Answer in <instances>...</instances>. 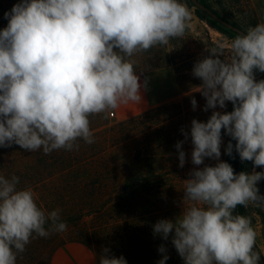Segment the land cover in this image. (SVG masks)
<instances>
[{
	"label": "clouds",
	"instance_id": "1",
	"mask_svg": "<svg viewBox=\"0 0 264 264\" xmlns=\"http://www.w3.org/2000/svg\"><path fill=\"white\" fill-rule=\"evenodd\" d=\"M258 14L264 17V10ZM192 15L182 0H20L4 13L8 24L0 30V147L50 154L78 149V140L94 143L90 116L143 100L147 78L140 82L143 71L136 72L133 57L183 37ZM205 51L192 69L202 81L197 92L206 99L204 111L226 102L233 111L192 120V163L219 160L223 129L253 171L237 174L227 162L193 170L183 181L182 214L159 220L153 231L164 240L174 232L184 264H260L255 214L235 210L264 208L257 187L264 171L255 170L264 167V79L255 78L264 73V19L230 41L212 40ZM191 104L195 110V98ZM232 151L229 142L226 153ZM178 158L183 168V150ZM18 183L16 175H0V264H16L32 239L67 230L60 209H42L33 189ZM103 252L99 264H127Z\"/></svg>",
	"mask_w": 264,
	"mask_h": 264
},
{
	"label": "rangeland",
	"instance_id": "2",
	"mask_svg": "<svg viewBox=\"0 0 264 264\" xmlns=\"http://www.w3.org/2000/svg\"><path fill=\"white\" fill-rule=\"evenodd\" d=\"M205 1L223 20L243 33L264 19L258 14L259 10H264V0ZM19 2L20 0H0V30L8 24L4 13L10 12L13 5ZM193 8L189 6V9ZM190 24L183 37L171 39L167 46L159 45L133 57L137 60L135 70L138 74L143 71L145 77L158 75L157 83L162 87L169 86L166 95L160 99L159 106L162 109L139 120L135 126H130L127 132H124L127 136L123 140L110 141L108 146L103 145L100 148L101 153L108 156L131 157L140 152L148 153L159 160L158 165L152 169L157 181L165 179L171 183L162 187V200L154 199L151 200V204L146 205L144 201H140L143 195L139 192L134 195L133 201L129 200L130 192L128 188H124L123 176L118 177L121 182L116 185L120 190L119 193L112 192L115 185L112 178L104 179L105 184L102 186L104 190L101 194L103 205L99 211L89 207L84 198L73 188L64 190L62 194L51 195V191L55 193L56 187L60 186L57 180L52 179L54 182L47 181L30 186L37 196L38 206L48 212L57 208L61 210V218L67 224V230L53 233L47 238L32 239L26 245V250L18 255L16 264H49L50 251L65 240H77L89 245L95 254L96 264H99L105 248L109 249L110 257L123 256L127 264H158L165 255L169 257L165 264H184V260L172 244L174 232L164 240L161 235L154 233L153 226L159 220H173L182 214L183 181L190 178V172L205 166H215L219 162H227L233 167V151L229 156L226 148L229 142L234 147V140L222 129L219 160L205 158L204 163L198 166L192 163L191 153L194 147L190 136L192 120L207 122L213 111L221 113L233 111L231 102H226V107L223 109L217 106L216 109L204 111L206 99L197 92V87L202 81L192 75V69L197 61L209 55L205 49L211 46L212 40L230 41L234 37L230 38L215 30L204 19L198 18L197 21L192 19ZM255 78L257 81L261 80L258 72H255ZM192 98L197 101L195 110L191 104ZM89 119L93 133L108 129L112 133H118L114 126L125 120L117 119L115 115L109 117L103 113L92 115ZM185 132L189 134L187 139ZM181 141L183 143L178 150L175 145ZM84 143L83 140H79L80 151L89 149ZM180 150L185 152L183 168L179 167ZM253 167V162L248 161L246 173L250 174ZM59 169L54 168V171ZM255 170L264 171V167H257ZM159 175L164 176L158 178ZM81 179L85 180V177ZM67 180L72 181L70 177H67ZM84 184L85 182L80 183V185ZM87 184L90 188L91 184L86 182L85 185ZM257 187L260 194L264 195V180L258 182ZM253 213L255 215L252 224L257 232L256 245L264 260V208L249 207L248 215ZM160 246H164L166 250L164 253L158 251Z\"/></svg>",
	"mask_w": 264,
	"mask_h": 264
},
{
	"label": "trees",
	"instance_id": "3",
	"mask_svg": "<svg viewBox=\"0 0 264 264\" xmlns=\"http://www.w3.org/2000/svg\"><path fill=\"white\" fill-rule=\"evenodd\" d=\"M196 1L220 17L217 11L205 0ZM182 2L186 3L188 7H195L191 0H182ZM195 14L198 18L206 20L215 30L226 34L230 38H235L238 34L235 31L226 29L198 8H196ZM256 72L259 73L261 79H264V73ZM160 109H162L160 106L152 108L118 122L114 126L117 128L118 133H112L109 129L93 133L94 143H84L89 147V149H85L84 151H80L79 148L72 151L61 149L53 151L50 154H44L42 149L29 152L15 144L11 147H0V175H4L6 178L16 175L19 177L17 187L21 189L57 180L60 186L56 187L55 193L51 191V195L62 194L64 190L73 188L77 191V194H80L84 198L85 203L96 211H99L103 205L101 194L104 190L102 186L105 184L104 179L106 177L112 178L115 184L112 192L119 193L120 190L116 185L121 182L118 177L123 176L124 188H128L130 192L129 200L133 201L135 199L134 195L138 192L143 195L140 201H144L146 205L151 204L154 199L162 200V187L167 184L171 185V183L165 179L157 181V176L152 169L158 165L157 162L159 160L148 153L141 154L140 152L135 153L131 157L122 155L108 156L102 154V150L100 149L103 145L108 146L110 141L123 140L127 136L124 132L126 133L130 126H135L139 120L151 116ZM77 143H79V140ZM235 144L236 141L234 140V172L237 174L241 171L247 172L248 161L240 159L238 152L235 150ZM54 168L60 169L59 171H54ZM163 176L159 175L158 178H162ZM67 177H70L72 181L67 180ZM82 177H85V180L81 179ZM82 182H85V184L89 182L91 187L89 188L88 184L80 185ZM235 212L236 214L248 215V209L246 210L242 206H238ZM98 226L100 228V224ZM256 247L260 251L257 245ZM260 264H264L262 254Z\"/></svg>",
	"mask_w": 264,
	"mask_h": 264
},
{
	"label": "crops",
	"instance_id": "4",
	"mask_svg": "<svg viewBox=\"0 0 264 264\" xmlns=\"http://www.w3.org/2000/svg\"><path fill=\"white\" fill-rule=\"evenodd\" d=\"M147 78L146 89L142 88L143 100L139 103L129 102L112 111L117 119L123 120L131 116L156 108L161 104V97L168 92L169 86L162 87L157 83L158 75L148 76L140 74L143 84ZM163 79V78H162ZM49 264H96V257L89 245L77 240H65L49 253Z\"/></svg>",
	"mask_w": 264,
	"mask_h": 264
},
{
	"label": "water",
	"instance_id": "5",
	"mask_svg": "<svg viewBox=\"0 0 264 264\" xmlns=\"http://www.w3.org/2000/svg\"><path fill=\"white\" fill-rule=\"evenodd\" d=\"M193 5L195 6L192 9V19L194 21H197L198 17L195 14L196 8L200 9L201 11H203L207 16H209L210 18H212L213 20H215L216 22H218L219 24L223 25L224 27L239 33H243L242 31H240L239 29H237L236 27H234L233 25L227 23L225 20H223L221 17L216 16L213 12H211L209 9L205 8L202 4H200L198 1L196 0H191Z\"/></svg>",
	"mask_w": 264,
	"mask_h": 264
},
{
	"label": "built area",
	"instance_id": "6",
	"mask_svg": "<svg viewBox=\"0 0 264 264\" xmlns=\"http://www.w3.org/2000/svg\"><path fill=\"white\" fill-rule=\"evenodd\" d=\"M109 117H113L114 116V113L113 112H110L107 114Z\"/></svg>",
	"mask_w": 264,
	"mask_h": 264
}]
</instances>
